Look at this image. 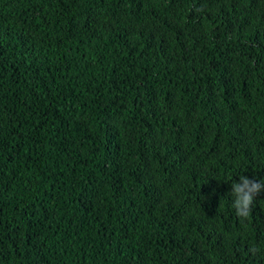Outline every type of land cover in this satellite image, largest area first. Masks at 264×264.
Instances as JSON below:
<instances>
[{"label": "trees", "instance_id": "16d2710c", "mask_svg": "<svg viewBox=\"0 0 264 264\" xmlns=\"http://www.w3.org/2000/svg\"><path fill=\"white\" fill-rule=\"evenodd\" d=\"M264 0H0V264H264Z\"/></svg>", "mask_w": 264, "mask_h": 264}, {"label": "clouds", "instance_id": "9594fccd", "mask_svg": "<svg viewBox=\"0 0 264 264\" xmlns=\"http://www.w3.org/2000/svg\"><path fill=\"white\" fill-rule=\"evenodd\" d=\"M261 191H264V182L241 177L240 183H235L232 186V193L236 197L233 203L236 214L240 217H247L251 211L250 206L253 203L254 197Z\"/></svg>", "mask_w": 264, "mask_h": 264}]
</instances>
